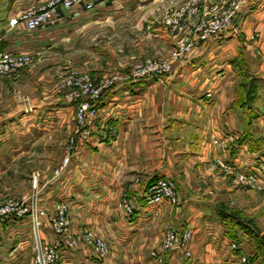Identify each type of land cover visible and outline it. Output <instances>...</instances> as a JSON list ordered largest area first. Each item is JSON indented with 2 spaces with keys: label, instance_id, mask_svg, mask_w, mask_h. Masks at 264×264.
<instances>
[{
  "label": "crops",
  "instance_id": "obj_1",
  "mask_svg": "<svg viewBox=\"0 0 264 264\" xmlns=\"http://www.w3.org/2000/svg\"><path fill=\"white\" fill-rule=\"evenodd\" d=\"M45 1L0 0V51L28 53L34 59L75 47L85 37L97 39L99 33L92 31L99 29L120 30L121 35L132 30L161 31L165 27L158 19L163 8L190 0H94L92 8L76 5L59 11L51 24L35 30L24 23L9 25L19 12ZM200 1L208 9L222 7L227 0ZM154 35L158 41V34ZM252 35L255 38L250 40ZM110 41L105 56L95 42L94 49L78 53L77 60L111 61ZM119 60L127 62V55L121 54ZM242 67L255 81L245 104L236 86ZM34 102L25 106L32 113L17 105L0 119V150L10 147L17 127H24L23 138L29 141L32 126L52 124L50 110L60 106L44 97ZM98 115L99 124H116L114 140H100L95 133L87 145L75 149L58 174L63 153L30 174H38L40 206L50 212L56 203H66L72 231L90 227L109 245L103 260L90 246L80 244L65 250L55 264H155L150 250L158 247L169 224L192 228L193 239L190 258L173 251L165 254L167 264H240L238 252L230 247L232 240L238 242L240 253L251 257V264L260 263L254 240L240 231L242 237L229 236L219 212L233 208L255 220L264 212V201L256 191L232 182L235 168L252 169L264 158V0H249L223 35L196 44L173 61L162 79L119 82L103 95ZM231 135L238 138L226 147L214 143ZM21 154L0 153V173ZM158 178L175 181L179 193L175 206L143 203L144 190ZM124 196L135 197L133 221L117 205ZM42 220L41 238L51 243L54 234L47 219ZM33 245L28 217L10 218L0 228L2 264H32Z\"/></svg>",
  "mask_w": 264,
  "mask_h": 264
},
{
  "label": "rangeland",
  "instance_id": "obj_2",
  "mask_svg": "<svg viewBox=\"0 0 264 264\" xmlns=\"http://www.w3.org/2000/svg\"><path fill=\"white\" fill-rule=\"evenodd\" d=\"M248 2L249 0H227L222 7L213 5L208 9L202 6L200 0L168 5L163 8L158 19L165 27L164 30H148L145 33L132 30L121 35L120 30L99 29L92 32L99 33L97 37L100 39H96V37L92 39L94 36L85 37L77 41L75 47L69 45L70 47L63 50H52L49 53H44L39 58L33 59L30 56L28 62L17 72L0 75V83L5 81L2 85L0 84V119L16 109L17 105L22 109V112L32 113L30 112L31 109L29 107L25 108V106L30 102L34 104V101L38 98L44 97L50 102L54 101V105L60 106V108L50 110L49 117L54 119L52 124L32 126L34 129L32 140L25 141L23 138L24 127H17V133L13 136L14 141L11 142L10 147L0 150V153H23L11 162V166L7 165L6 169L0 173V204H5L10 200H20L29 195L32 192L31 172L39 169L42 163L56 158L59 153H63L64 158L67 153H73L79 145H87L95 133H97L100 140H114L117 135L116 124L107 122L105 126L104 121L101 123L102 125L98 123L100 102L103 95L124 80L154 81L162 79V76L170 73L173 61L186 56L196 44L209 37L223 35L231 26L239 10ZM231 11H234V13L225 22L223 18ZM167 19H174V22L168 24ZM217 19L220 20V23H223L220 32H209L210 29L207 28L212 27L210 23L215 22ZM52 21H49L46 25L51 24ZM156 33L159 42L153 39ZM162 33L165 35H162ZM109 34L112 35V39H109ZM203 34L206 35L204 38H202ZM252 36L255 38L254 35ZM252 36H250V40L254 39L251 38ZM170 40L172 42L169 45ZM108 41L112 43L114 49L111 61L107 60L105 63L102 60L94 64L90 60H77L78 53H84L91 47L94 49L95 42L100 45L99 52L102 53L101 56H105V52H107L105 44ZM121 54L127 55V62L119 60ZM96 66L98 68H95ZM168 66L169 69L166 70ZM243 66L245 65L243 64ZM240 71L244 72L239 74L242 77L236 86L238 87V93H243L241 100L245 104L251 98V89L255 81L253 78H248L249 75L246 74L245 67H242ZM96 91L99 92L96 97L97 102L93 106L96 111L95 115L90 116L91 123L84 124L82 128L77 120L78 109L81 104L91 102L95 98H92V96ZM226 139L222 142L215 140L214 143L226 147L228 143H231ZM224 142L226 146L221 145ZM1 143L0 141V145ZM235 175L236 171L234 172V178ZM234 178H232L234 186L254 190L236 183ZM254 191L264 201L262 191ZM167 205L175 206L176 204L167 202ZM224 211L232 214L248 228H251L258 234L264 245L263 211L259 214L260 218L256 220L249 213L236 211L233 208L224 209ZM169 229H174L180 236L184 231L192 228L180 227L178 229L173 225H167L158 247L150 250V258L152 261L154 260L155 264H167L165 254L171 251L164 250L163 244L164 235ZM236 231V236L242 237V234L238 232V228H236ZM191 242L188 246L189 249ZM178 251L182 252L186 258L191 257V255L186 256L183 250ZM158 253L161 256V261H158ZM246 256L248 264H251V257ZM259 258V264H264V255H260Z\"/></svg>",
  "mask_w": 264,
  "mask_h": 264
},
{
  "label": "built area",
  "instance_id": "obj_3",
  "mask_svg": "<svg viewBox=\"0 0 264 264\" xmlns=\"http://www.w3.org/2000/svg\"><path fill=\"white\" fill-rule=\"evenodd\" d=\"M93 3L94 0H46L42 4L25 9L16 14L9 20V25L15 26L18 23H24L27 29L35 30L46 25L49 21H52L59 11H70L76 5H83L85 8L90 9L92 8ZM233 13L234 11L228 12L226 17L223 18L224 21L226 22ZM173 20L167 19V23L172 24V22H174ZM221 24L223 23H220V20L217 19L215 22H211L210 25L212 27L207 29H210L209 32L219 33L222 27ZM205 36L206 35L203 34L202 38ZM251 38L254 37L252 36ZM29 59L30 54L28 53H16L5 50L0 51V75L17 72L28 62ZM168 69L169 66L166 67V70ZM98 92L99 91H96L92 96V98H95H93L91 102L81 104L78 109L77 120L82 128L84 124H90L92 121L91 117L95 115L96 111L93 106L97 102L96 97L98 96ZM237 138L238 137L235 135H231L227 137L226 141L232 142ZM221 145L226 146L225 142ZM71 154L72 153H67L65 155L61 165L56 169L55 174H58L63 170L64 166L68 163ZM220 164L227 169L232 168L225 163ZM235 171L236 175L234 181L236 183L250 189L262 191L264 194V177H262L264 173V158L259 159L252 169L237 170V168H235ZM31 184L32 192L29 195L20 200H10L5 204H0V228L10 218H29L31 232L34 237L32 264H55L62 258L65 250L77 248L80 244L90 246L98 260L106 258L109 253V245L105 239L90 227L75 232L72 231L70 228V213L68 205L64 202H58L49 212L38 203V174L32 175ZM142 199L146 206H153L163 202L177 204L179 196L176 184L169 178H158L144 190ZM134 200L135 197L124 196L117 204L118 207L124 210L129 221H133L136 218V213L134 212L133 207ZM43 218L47 219L54 234L51 243L44 242L41 238L40 231L43 224ZM164 236V250L171 252L183 250L186 256L191 255L188 246L193 237L192 229H187L180 236L174 229H169ZM230 247L232 250L238 252L237 257L240 264H248L247 256L244 253H240L237 241L232 240L230 242ZM158 261H161L159 253ZM0 264H2L1 261Z\"/></svg>",
  "mask_w": 264,
  "mask_h": 264
},
{
  "label": "trees",
  "instance_id": "obj_4",
  "mask_svg": "<svg viewBox=\"0 0 264 264\" xmlns=\"http://www.w3.org/2000/svg\"><path fill=\"white\" fill-rule=\"evenodd\" d=\"M219 214L224 226L227 228V233L229 236H234L236 233V228H238L241 233L248 235L254 240L256 245V254L264 255V245L258 234H256L251 228H248L243 222L236 219L232 214H229L227 211L221 210Z\"/></svg>",
  "mask_w": 264,
  "mask_h": 264
}]
</instances>
